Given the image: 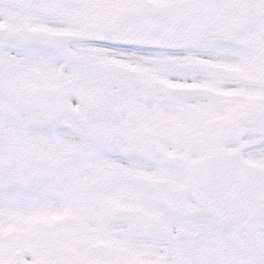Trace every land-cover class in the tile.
<instances>
[{"label": "snow or ice", "instance_id": "snow-or-ice-1", "mask_svg": "<svg viewBox=\"0 0 264 264\" xmlns=\"http://www.w3.org/2000/svg\"><path fill=\"white\" fill-rule=\"evenodd\" d=\"M0 264H264V0H0Z\"/></svg>", "mask_w": 264, "mask_h": 264}]
</instances>
